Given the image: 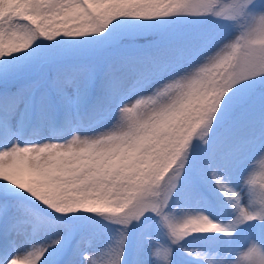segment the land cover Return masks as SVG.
<instances>
[{
	"label": "snow or ice",
	"instance_id": "obj_1",
	"mask_svg": "<svg viewBox=\"0 0 264 264\" xmlns=\"http://www.w3.org/2000/svg\"><path fill=\"white\" fill-rule=\"evenodd\" d=\"M0 264H264V0H0Z\"/></svg>",
	"mask_w": 264,
	"mask_h": 264
}]
</instances>
